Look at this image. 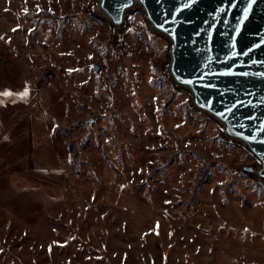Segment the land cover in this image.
Instances as JSON below:
<instances>
[{
	"label": "rangeland",
	"instance_id": "obj_1",
	"mask_svg": "<svg viewBox=\"0 0 264 264\" xmlns=\"http://www.w3.org/2000/svg\"><path fill=\"white\" fill-rule=\"evenodd\" d=\"M0 0V85L31 89L33 158L69 173L35 225L0 212V264H264V182L167 72L140 9ZM47 66L52 77L40 69Z\"/></svg>",
	"mask_w": 264,
	"mask_h": 264
},
{
	"label": "water",
	"instance_id": "obj_2",
	"mask_svg": "<svg viewBox=\"0 0 264 264\" xmlns=\"http://www.w3.org/2000/svg\"><path fill=\"white\" fill-rule=\"evenodd\" d=\"M93 9L117 35L143 12L170 43L174 84L258 163L235 170L264 182V0H96Z\"/></svg>",
	"mask_w": 264,
	"mask_h": 264
},
{
	"label": "crops",
	"instance_id": "obj_3",
	"mask_svg": "<svg viewBox=\"0 0 264 264\" xmlns=\"http://www.w3.org/2000/svg\"><path fill=\"white\" fill-rule=\"evenodd\" d=\"M0 212L35 225L47 211L66 202L68 170L33 158L31 89L24 84L0 85ZM26 93V94H25Z\"/></svg>",
	"mask_w": 264,
	"mask_h": 264
},
{
	"label": "snow or ice",
	"instance_id": "obj_4",
	"mask_svg": "<svg viewBox=\"0 0 264 264\" xmlns=\"http://www.w3.org/2000/svg\"><path fill=\"white\" fill-rule=\"evenodd\" d=\"M252 3H255V0H252ZM251 7V4L249 5V8ZM26 94V93H25ZM10 95H16L14 93H11L10 91L6 90L2 93H0V96H10Z\"/></svg>",
	"mask_w": 264,
	"mask_h": 264
},
{
	"label": "built area",
	"instance_id": "obj_5",
	"mask_svg": "<svg viewBox=\"0 0 264 264\" xmlns=\"http://www.w3.org/2000/svg\"><path fill=\"white\" fill-rule=\"evenodd\" d=\"M40 69L42 72H44L47 76L52 77V74L49 73L48 67L47 66H41Z\"/></svg>",
	"mask_w": 264,
	"mask_h": 264
}]
</instances>
